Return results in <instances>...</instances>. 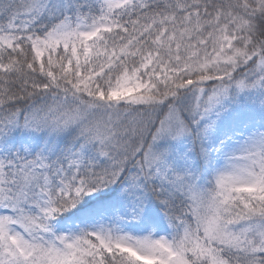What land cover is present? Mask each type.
<instances>
[{"label": "snow or ice", "instance_id": "snow-or-ice-1", "mask_svg": "<svg viewBox=\"0 0 264 264\" xmlns=\"http://www.w3.org/2000/svg\"><path fill=\"white\" fill-rule=\"evenodd\" d=\"M0 264H264V0H0Z\"/></svg>", "mask_w": 264, "mask_h": 264}]
</instances>
